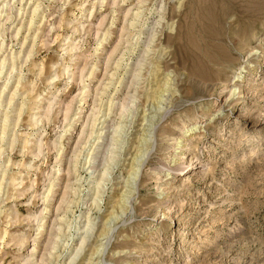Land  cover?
<instances>
[{
  "label": "rangeland",
  "instance_id": "obj_1",
  "mask_svg": "<svg viewBox=\"0 0 264 264\" xmlns=\"http://www.w3.org/2000/svg\"><path fill=\"white\" fill-rule=\"evenodd\" d=\"M11 55L0 264H264V0H0Z\"/></svg>",
  "mask_w": 264,
  "mask_h": 264
},
{
  "label": "bare ground",
  "instance_id": "obj_2",
  "mask_svg": "<svg viewBox=\"0 0 264 264\" xmlns=\"http://www.w3.org/2000/svg\"><path fill=\"white\" fill-rule=\"evenodd\" d=\"M36 11V8H34L33 9V13ZM32 18H33V16L31 17V19H30V23L32 22ZM17 31H19L18 29H17ZM17 31H16V34H17ZM18 56H16V55H11V57L9 58V59H6V58H3L1 61H0V65H1V67H0V73H1V71H2V69L3 70H5V71H7V69L9 70V68H10V70L11 69H13V68H16V66H15V61H16V58H17ZM8 61H10L11 62V66L10 65H8L9 63H8ZM7 68V69H6ZM8 83V79H7V81L5 80V83H4V85H3V87L5 88V87H7L6 86V84ZM8 85V84H7ZM3 88V89H4ZM3 89L0 91V94H1V92H4L3 91ZM16 93V89H15V91L11 94V97L9 98V100H8V102L11 100V98L13 97V95ZM1 97H2V95H1ZM2 104H0V106H1ZM8 111H6L5 112V114L3 115V130H2V134H4V127H5V125L7 124V118H8ZM100 134V133H99ZM100 137V135H98V138ZM1 138H2V136H1ZM0 154H1V151H0ZM185 171V170H184Z\"/></svg>",
  "mask_w": 264,
  "mask_h": 264
}]
</instances>
